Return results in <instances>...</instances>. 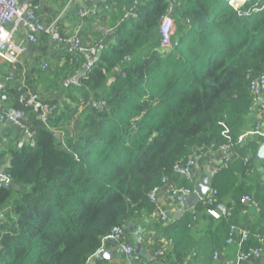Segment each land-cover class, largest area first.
I'll return each instance as SVG.
<instances>
[{
	"label": "trees",
	"instance_id": "1",
	"mask_svg": "<svg viewBox=\"0 0 264 264\" xmlns=\"http://www.w3.org/2000/svg\"><path fill=\"white\" fill-rule=\"evenodd\" d=\"M133 3L122 0L115 19H124ZM174 5L175 49L162 52L158 33L170 2L143 0L137 16L122 26L125 31L129 24L130 31L112 51L104 48L67 92L74 111L56 108L50 128L36 129L34 146H5L11 158L6 174L25 191L0 183V264H88L114 228L154 213L149 194L173 178L194 150L232 147L228 167L214 182L215 205L221 204L222 183L225 188L234 178V164L248 174L254 149L240 146L238 136L253 105L250 85L264 75V0ZM80 67L72 61L74 72ZM78 107L76 136L56 137ZM230 192L236 200L229 215L215 219L207 212L204 231L195 232L199 221L193 217L165 227L170 264L210 262L237 225L244 196L261 214L247 229L244 249L261 248L263 186L235 180Z\"/></svg>",
	"mask_w": 264,
	"mask_h": 264
},
{
	"label": "crops",
	"instance_id": "2",
	"mask_svg": "<svg viewBox=\"0 0 264 264\" xmlns=\"http://www.w3.org/2000/svg\"><path fill=\"white\" fill-rule=\"evenodd\" d=\"M130 1L134 3L125 14L124 19H115L119 14L118 4L122 0H97V2L83 0L91 11L88 17L80 16V5L74 0H30V4L44 25L56 23L62 36L77 37L86 46L97 47L98 52L102 53L104 48L112 51L120 37L123 36L122 34L125 35L130 31L129 24L125 31L122 26L137 16V11L143 0ZM14 34L15 43L24 47V52L14 66L0 60V72L5 78L3 79L5 89L0 97V115L5 112L23 110L20 99L34 96L37 102L25 110L27 113L26 123L31 130L36 131L37 128L44 127L42 123V108L44 106L55 109L58 107L67 108L68 112L74 111L76 107L66 95L68 91L70 92L80 84L82 78L78 81H75V78L84 70L79 73L74 72L71 68V58L64 47L53 42L48 36L39 34L37 42L32 43L28 41L25 29L20 28ZM45 64H48V67L43 69L42 66ZM119 72L120 70L117 68L113 71L109 85L116 80ZM76 110L69 123L61 130L54 131L55 133L58 135L63 133L64 136L72 133L76 136V130L81 124L83 109L78 107ZM242 135L244 139L239 145L251 146L254 149L248 154V158L252 159V162L248 164L250 167L247 175L238 173V166L234 164L232 171L235 174L231 172L234 178L230 185L224 188V182L222 183L223 196L219 201L227 210L235 205L236 199L230 192L231 185L235 180L242 181L247 186L258 184L264 188V160L254 161L261 146L264 145V88L260 102L246 116L245 128L238 137ZM27 143H30V140L26 135L15 130L7 122L0 121V173L7 168L4 171L6 173L11 163L5 146L21 148ZM191 156L195 164L190 175H175L170 179L159 193L154 213L144 220L129 222L123 228L120 241H104L101 249L88 264H129L134 258L125 253L124 247L126 246L134 249L138 264H170L172 256L168 252L172 248L171 242L164 234L166 226L172 225L184 217H193L199 221L198 226L194 227L195 232L204 231L206 225L204 217L208 211L206 200L175 219V215L181 209L180 197L183 194L175 195L173 190L182 188L195 190V187L204 181L208 172H213V190L214 182L220 178L226 168H224L223 154L218 149L206 147L194 150ZM15 189L18 193L25 191L20 187ZM241 205L237 225L248 229L260 221L261 214L253 201L241 203ZM261 247L263 251L259 257L250 256L239 264H264L263 243H261ZM217 253L218 257H215L214 253L212 260L207 264H238L239 245L237 241L231 244L225 242Z\"/></svg>",
	"mask_w": 264,
	"mask_h": 264
},
{
	"label": "built area",
	"instance_id": "3",
	"mask_svg": "<svg viewBox=\"0 0 264 264\" xmlns=\"http://www.w3.org/2000/svg\"><path fill=\"white\" fill-rule=\"evenodd\" d=\"M77 4L80 5L79 13L81 17H88L91 14V11L87 5L84 4L83 0H74ZM170 2V7L167 14L162 18L159 26V36L161 40V50L164 53L171 52L175 49L177 42H174L172 36L175 33L176 25L174 18L170 15L175 7V0H168ZM23 28L27 31L28 41L35 43L37 42V36L43 34L48 36L53 42L58 43L64 47L65 51L68 53L72 61L75 63H80L81 67L78 71L81 72L91 65L95 58L98 55L97 47H88L86 46L81 39L70 36L64 37L61 35L58 26L56 23L44 25L38 18L35 9L31 6L30 0H0V60L6 62L12 66L16 65L19 57L24 52V47L15 43V32ZM48 64L42 66L43 69H46ZM4 76L0 72V97L5 89V84L3 82ZM264 88V75H261L258 79L252 81L250 85L251 92L253 94V105L250 108V111L261 100L262 89ZM37 102L36 97L28 96L20 99V104L23 106V110L14 112H5L0 115V121L9 122L10 125L23 135H26L32 146H34V136L35 131L31 130L29 125L26 123L27 119V108L31 107L34 103ZM97 107L102 109V103H98ZM55 108L44 106L42 108V123L45 127H49V119L51 118ZM63 135V133H61ZM60 135V134H59ZM244 139V136L238 137V142L240 143ZM220 152L224 157V168H227L230 162V159L233 156V150L230 144L219 147ZM192 155V154H191ZM190 155L187 164L184 167H176L175 175L177 176H189L194 166V159ZM249 160V159H247ZM246 160V161H247ZM1 184L4 188H9L12 186L10 177L4 173L0 176ZM170 181V179H164L162 185L155 187L149 194V198L153 203H157V199L162 188ZM173 193L176 195L178 193L183 195H193L194 190L188 188L174 189ZM215 194L214 190L208 195L205 199L208 209V214L219 219L221 217L228 216V210L222 204L215 205ZM251 202L250 197H244L242 200L243 203ZM211 205H215L214 208H210ZM1 216V214H0ZM123 228L116 227L114 228L106 237H104L103 242L107 240L120 241L122 237ZM249 236V231L243 229L238 225H232L230 228L229 238L227 244H231L234 241H237L239 245V256L238 264L245 261L250 256L259 257L263 251V248L249 249L248 251L244 249V244L247 242ZM261 243L264 244V237H260ZM124 251L127 255L132 256L134 259L129 264H138V259L135 256L134 249L130 246L124 247ZM215 257H218V253H215Z\"/></svg>",
	"mask_w": 264,
	"mask_h": 264
},
{
	"label": "water",
	"instance_id": "4",
	"mask_svg": "<svg viewBox=\"0 0 264 264\" xmlns=\"http://www.w3.org/2000/svg\"><path fill=\"white\" fill-rule=\"evenodd\" d=\"M93 2H97V0H90ZM101 51L98 52L97 57L95 58L94 63H96L100 58H101ZM90 67L85 69L82 73H80L76 78L75 81H78L79 79L83 78L89 71ZM12 114L14 112H11ZM7 124H10L7 122ZM56 137H59L58 134H56ZM264 160V145L261 146L258 154L254 158L255 162H261ZM11 165V163H10ZM8 166V168L10 167ZM7 169V168H5ZM5 169L0 173V176L4 174ZM213 172H208L206 174V178L204 181H202L200 184H198L195 187L194 194L193 195H183L180 197V201L182 202L181 204V209L178 214L175 215V219L183 215L185 212L190 211L191 209L195 208V206L199 205L201 202H203L208 195L212 192V180H213ZM1 182V178H0ZM14 188H18L14 183L11 184Z\"/></svg>",
	"mask_w": 264,
	"mask_h": 264
},
{
	"label": "rangeland",
	"instance_id": "5",
	"mask_svg": "<svg viewBox=\"0 0 264 264\" xmlns=\"http://www.w3.org/2000/svg\"><path fill=\"white\" fill-rule=\"evenodd\" d=\"M243 0H232L233 3H241Z\"/></svg>",
	"mask_w": 264,
	"mask_h": 264
}]
</instances>
